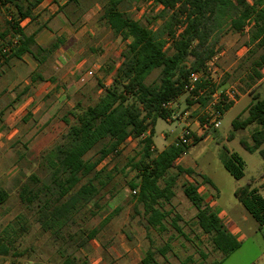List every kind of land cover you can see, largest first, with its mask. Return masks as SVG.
Wrapping results in <instances>:
<instances>
[{
    "label": "rangeland",
    "instance_id": "374dc122",
    "mask_svg": "<svg viewBox=\"0 0 264 264\" xmlns=\"http://www.w3.org/2000/svg\"><path fill=\"white\" fill-rule=\"evenodd\" d=\"M54 1L61 3L64 0ZM248 1L253 3L254 0ZM106 2L67 1L62 11H56L54 15L42 14L43 19L47 18L46 21H34L36 24L44 22L53 33L50 38H44L43 47L50 46L56 39L63 41L45 63L39 65L46 81H58L59 86L56 88L46 81H37L32 86L29 67H19V77H14L9 68L10 62L0 64V91L3 89L0 92V188L9 195L7 202L0 206V236L10 245V253L0 256V264H62L60 253L75 257L73 264H90L93 259L90 255L92 246L106 248L107 245L119 246L122 243L135 245L141 238L138 231L143 230L145 223L141 216L142 206L137 205L134 210L136 201L128 187L129 181L135 176L132 165L139 158L138 140L124 143L119 147V154L109 156L98 165L97 170H104L102 180L105 186L92 200L74 211L66 224L56 232L42 231L35 222L34 212L21 204L17 194L19 185L30 175L35 174L41 181L46 178L47 173L39 157L49 151L66 132L67 127L62 119L67 111L79 102L83 106L95 102L100 95L99 84L111 81L113 63L119 60L126 44L101 20L102 7ZM149 2L135 5L123 0L120 9L133 20L155 29L160 25V20L156 18L160 7ZM140 5L142 10L138 8ZM59 13L61 19L54 26L51 22ZM7 14L1 7L0 25L3 28H8ZM250 29V24L239 33L224 27L215 38L217 53L221 55L213 58L209 66L212 72L210 80L218 93L233 87L239 97L248 93L247 98L223 115L219 129L207 126L206 136L191 145L185 156L177 162L183 168L193 169L192 177L199 183L203 198H210L209 202L214 200L212 209L216 213L221 212L222 218L232 220L228 228L238 226L246 235L240 248L219 264H264L262 233L248 228L249 223L244 222L241 214L246 210L235 197L236 190L241 187L250 185L251 188L259 189L264 183V161L257 152L249 153L240 144L243 140L250 141L248 135L255 125L240 130L232 128L234 120L247 115L246 106L252 96L264 98V82L260 87H253L257 81L250 79L252 62L264 51V47L259 48L256 43L249 44ZM166 49L167 54L172 53L169 45H166ZM158 73L155 70L146 83L157 82ZM25 88L28 91L21 95ZM29 96L39 108L30 106L27 114H19L14 118L12 112ZM186 96L179 97L172 105L176 120L169 123L162 119L156 120L153 143L157 149L177 140L181 135L177 137L182 122L188 124L183 129L198 136L203 134L199 118L204 114L207 116L209 110L202 109L192 117L197 107H188ZM97 149L87 154L86 158H96ZM230 155L239 157L243 162V176L239 180L234 179L223 166V159ZM199 175L208 177L214 188L204 183ZM192 177L179 176L174 197L169 204L164 205L165 211L169 212L164 222L166 231L160 236L152 232L153 241L150 242L153 249H158L170 237L175 256L169 255L173 263L189 257L212 264L221 259V254L213 249L208 237H196L193 232L195 208L182 192L183 183L192 182ZM259 192L264 198V190ZM248 217L249 222L257 227L252 217ZM106 219L107 222H104ZM173 220H176V226L186 236L176 233L172 228ZM93 229L98 230L96 240L88 243L87 234ZM187 236L192 238L187 239ZM85 254L90 255V258ZM202 254L206 255L205 258Z\"/></svg>",
    "mask_w": 264,
    "mask_h": 264
},
{
    "label": "trees",
    "instance_id": "16d2710c",
    "mask_svg": "<svg viewBox=\"0 0 264 264\" xmlns=\"http://www.w3.org/2000/svg\"><path fill=\"white\" fill-rule=\"evenodd\" d=\"M143 1L128 0L129 4L135 5ZM40 2L0 0V8L4 7L8 12V28L0 25V51H8L0 64L29 55L42 65L63 43L56 39L48 47L39 46L35 36L27 35L21 28V21L33 19V11ZM122 2L107 0L102 7L101 20L126 44L111 83L99 85L101 93L95 102L86 106L79 102L63 116L66 132L39 157L46 178L41 181L32 174L18 187L19 201L34 212L35 222L44 232L60 230L74 211L99 194L105 181L102 180L104 170H97L98 165L109 156L119 154V147L131 140H138L140 146L139 158L132 165L135 176L128 183L131 193L135 192L134 210L141 205L145 226L164 231V222L169 215L164 205L174 197L179 176L194 175L193 170L183 168L177 162L191 145L206 136L207 130V116L204 114L199 118L203 134L190 133L189 145L173 143L160 152L155 151L153 132L156 120L171 122L172 110L164 105L186 94L184 85L193 73H200L201 77L196 89L186 96L188 107L198 104L192 117L205 109L211 96L218 93L206 72V64L217 54L215 38L224 27L239 33L250 24L249 44L264 47V0H254L251 4L247 0H153L160 7L156 17L160 25L155 29L130 18L120 9ZM166 45L170 46L171 54H167ZM252 64L250 79L258 81L264 68V51ZM155 70L159 71L157 82L146 83ZM39 80H42L40 75L31 79L33 82ZM27 91L25 88L21 95ZM232 104L225 101L216 104L215 109L221 118ZM246 112L243 119L232 122V128L240 130L255 125L250 135L251 144L245 141L240 144L249 153L257 152L264 161V98L252 96ZM97 147L96 158H86ZM222 162L234 179L242 178L243 162L239 157L230 155ZM199 176L204 183L212 184L209 178ZM199 188V183L192 177V182L183 183L182 192L196 210L195 219L201 232L221 254V259L214 263L219 264L238 250L240 243L205 202ZM235 197L264 238V198L258 189L250 185L241 187L236 190ZM8 198L7 191L0 188V206ZM172 228L182 235L176 220L172 221ZM97 233V229L90 231L87 240ZM168 249L166 245L159 249L148 248L141 264H158L157 256L164 257ZM9 253L10 245L0 236V256ZM60 254L62 264H73L75 257ZM205 256L202 254L203 258Z\"/></svg>",
    "mask_w": 264,
    "mask_h": 264
},
{
    "label": "crops",
    "instance_id": "0c3cea01",
    "mask_svg": "<svg viewBox=\"0 0 264 264\" xmlns=\"http://www.w3.org/2000/svg\"><path fill=\"white\" fill-rule=\"evenodd\" d=\"M67 1L68 2H72L70 0H64L61 3H57L54 0H41L40 4L33 11V19L27 18V19H24L23 21H21L20 26L23 29L24 33H26L27 35H32L33 34L35 36L36 44L39 45V46H42L44 44V42H43L44 38H48V37L50 38L53 33L51 32L49 27H47V25L44 22H42L41 24H36V23H34V21H39L40 19H41V21L42 20L46 21L47 18L45 17L43 19L42 14L54 15V14H56L55 13L56 11L57 12L58 11H62L64 9ZM248 3H249V1H248ZM38 15H39V18L37 19ZM59 19H61V14L60 13L58 14V16L53 17V20H52L51 24H53L55 26L59 22ZM220 55H221L220 53H217L214 56V58L216 59ZM8 62H10L9 68L11 69L12 74H13L14 77H19L18 76V73H19L18 68L19 67H24V68L25 67H29L30 71H31V77H30L31 79H32V77L40 75L42 77V80H39V82L40 83H44L46 81L45 76H44V71L42 72V71L39 70L40 68H39L38 63L35 62L29 55H24V56H22L21 59H10ZM120 62H121V58H119V60L117 62L113 63L114 67L111 68V72H110V76H111L110 80L111 81H112V78H113V76H114V74H115ZM260 72L262 74V77L256 82V84H254L253 87H255V86L260 87L263 84V82H264V68ZM50 80H47L46 82L52 83L53 84L52 86L54 88L59 86L58 81H56L54 79H50ZM111 81H110V83H111ZM35 82H37V81H35ZM35 82H30V83L33 86L35 84ZM40 83L37 85V87H39ZM110 83H106V84H104V86H108ZM99 85H101V84H99ZM98 91H99V93H101L100 86L98 88ZM44 93H46V91ZM247 94H245L243 96H240L238 98V100L235 101L232 104V106L227 111L233 109L242 100L247 98ZM250 100L251 99L248 100L249 103H250ZM33 102L34 101H33V98L31 96L26 97L24 99V101L20 102L19 106L15 108V111L12 112V113H14L13 117L15 118V117L19 116V114H20V116H24L25 114H27V112H28L27 110H28V108L30 106L31 107H36V109H38L39 105L35 106V103H33ZM249 103H248V105H249ZM247 106H246V109H247ZM226 112H224L223 115ZM223 115H222V117H223ZM180 125H181V128H180L181 130L177 134V137L179 136L181 131L184 130L183 128L188 126V124H184L183 122L180 123ZM249 135H251V133ZM249 135H248V138H250ZM1 139H2V135H0V140ZM174 141L167 143L162 149H157L155 147L154 143H153L154 150L157 151V152H160L165 147L173 144ZM245 142L247 144H251V140L250 141H245ZM183 156H185V154ZM208 185L213 187V183L211 185L210 184H208ZM200 190L201 189L199 188V192H200ZM260 190L261 191L264 190V183L259 186L258 191H260ZM209 199L210 198H206V199L204 198L205 202L212 208L213 205H214V200L212 202H209ZM195 214H196V210H195ZM241 214H242V218H243L244 222L249 223L248 224V228L251 227L254 231L256 230L257 232H259L257 227H255L256 225H253L252 223L249 222V217H248L249 215H247L248 213L245 211V213L241 212ZM217 215L220 218V220L222 221V223L225 225L227 230L230 232V234L241 244L246 239L245 233H243V231L238 226H234L233 225L232 228H228L229 225L232 223L231 222L232 220L230 218H222V213L221 212H218ZM141 216H143V212H142ZM145 224L146 223H144L143 230H139L138 231V236H141V238L138 240L137 244H135V245L123 244L122 243L119 246L107 245L108 247H106V248H104L101 245L92 246L93 249L90 252V255H92L93 259L91 260L90 264H141V261L144 258L146 251L148 250V248L152 247L151 242H150V241H153V239L151 238L152 237L151 233L153 232L154 234H157L158 236H160V235H163V233L166 231V228H165L164 231H159V230H156V229H153V228H149V227L145 226ZM252 229H250V230H252ZM181 232H182V236H186V234L183 232V230H181ZM193 232L195 233L196 237H199V236H202V238L203 237H207L206 235H204L201 232L200 228L197 225L196 220H195V226H194ZM191 238H192L191 236H187V239H191ZM169 239H170V237H168V239L165 242V244H163L160 247V248H162L163 246L166 245V246L169 247V249L165 253L164 257L160 256L161 258H156L158 264H207V262H202L201 263L200 261L192 260L189 257L185 258V259H182V260H179L176 263H173L172 260L170 259L169 253L171 255H173V256H175V255H174V253H172L174 250L172 251V243H171V240H169ZM95 240H96V236L94 238L90 239L88 241V243H92L93 241L95 242ZM85 255H87V254H85ZM90 255H87L88 258H90ZM212 264H214V263H212Z\"/></svg>",
    "mask_w": 264,
    "mask_h": 264
},
{
    "label": "built area",
    "instance_id": "2783aa9c",
    "mask_svg": "<svg viewBox=\"0 0 264 264\" xmlns=\"http://www.w3.org/2000/svg\"><path fill=\"white\" fill-rule=\"evenodd\" d=\"M147 1H150L149 3H152L153 0H145L142 3H146ZM144 5V4H142ZM142 5H140L138 8L139 10H142ZM7 49H3L0 51V62L3 60V55L7 53ZM213 60V59H212ZM212 60H210L207 64H206V72L207 74H209L210 78H211V70L209 68V66L211 65ZM200 77L201 74L200 73H193L188 77L187 82L184 85V90L185 93L187 95L191 94V92H193L196 89V84L199 83L200 81ZM239 97V94L237 92L236 89H234L233 87H230L228 89H226L221 95L219 93L214 94L211 97V101L209 102V104L207 105V109L209 110V113L207 112V117H206V125L212 127L213 129H219L220 125H221V115L220 113L215 109V106L217 103H219L220 101H225V102H232L234 103L237 98ZM195 99V97H193ZM174 99L168 103H166L164 105L165 108L171 109L172 110V105L178 100ZM193 106L198 107V104H194ZM192 107V106H191ZM177 115L175 114V112L172 110L171 116H170V120L174 121L176 120ZM189 134L190 132L186 129H184L181 132V135L177 138V140L174 142L175 144H180V145H189L190 143V138H189ZM132 194H135V192L133 191Z\"/></svg>",
    "mask_w": 264,
    "mask_h": 264
}]
</instances>
